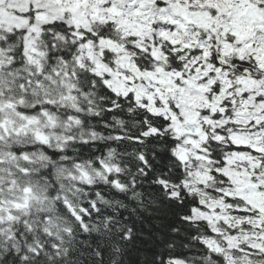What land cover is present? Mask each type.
<instances>
[{
  "label": "snow or ice",
  "instance_id": "6c2138e0",
  "mask_svg": "<svg viewBox=\"0 0 264 264\" xmlns=\"http://www.w3.org/2000/svg\"><path fill=\"white\" fill-rule=\"evenodd\" d=\"M0 264H264V0H0Z\"/></svg>",
  "mask_w": 264,
  "mask_h": 264
}]
</instances>
